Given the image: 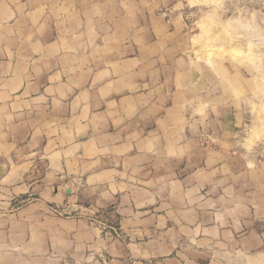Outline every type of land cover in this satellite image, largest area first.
Wrapping results in <instances>:
<instances>
[{"label":"crops","instance_id":"obj_1","mask_svg":"<svg viewBox=\"0 0 264 264\" xmlns=\"http://www.w3.org/2000/svg\"><path fill=\"white\" fill-rule=\"evenodd\" d=\"M127 5L0 0V249L10 264L92 263L80 250L99 252L106 264L174 261L181 243L192 242L208 193L235 191L230 177L210 176L216 149L200 144L209 110L194 111L216 100L208 87L180 100L170 90L153 96L143 84L129 92L117 74L94 67L97 40H125L115 25ZM54 205L84 209L121 236L78 249L79 234L65 242L75 231L65 227L79 230L81 221L52 214Z\"/></svg>","mask_w":264,"mask_h":264},{"label":"rangeland","instance_id":"obj_2","mask_svg":"<svg viewBox=\"0 0 264 264\" xmlns=\"http://www.w3.org/2000/svg\"><path fill=\"white\" fill-rule=\"evenodd\" d=\"M124 1L128 5L116 11L122 19L115 27L126 38L97 40L94 67H104L106 77L117 74L129 92L143 84L144 92L153 96L170 90L180 100L199 96L208 87L207 94L216 100L194 111L209 110L205 116L209 121L202 126L207 134L200 144L216 149L209 158V167L214 168L210 176L230 177L235 189L222 186L208 193L202 215L191 223L192 242L181 243L185 247L177 250L174 261L154 264H264V0ZM99 21L104 29L103 19ZM113 31L112 25L105 33ZM112 51L120 55L115 57ZM81 60L83 64L87 58ZM184 117L193 124L189 114ZM243 159L251 161L246 165ZM63 210L69 213L61 218L82 224L79 230L65 227L75 229L65 242L79 234L72 239L79 249L92 238L106 239L93 221L103 220L88 216L84 209ZM216 212L222 221H215ZM77 252L91 256L89 264L107 263L99 252L95 256L92 250ZM9 262L3 247L0 264Z\"/></svg>","mask_w":264,"mask_h":264},{"label":"built area","instance_id":"obj_3","mask_svg":"<svg viewBox=\"0 0 264 264\" xmlns=\"http://www.w3.org/2000/svg\"><path fill=\"white\" fill-rule=\"evenodd\" d=\"M50 211L52 214L59 216V217H63L64 215L69 213V212H65L63 208L55 206V205L50 207ZM93 221H94V224L97 225L96 226L97 230L103 233V236L106 239L115 240V239L120 238L121 234L117 228L107 224L106 222H102L98 220H93Z\"/></svg>","mask_w":264,"mask_h":264}]
</instances>
